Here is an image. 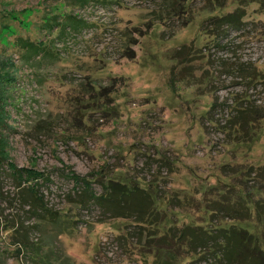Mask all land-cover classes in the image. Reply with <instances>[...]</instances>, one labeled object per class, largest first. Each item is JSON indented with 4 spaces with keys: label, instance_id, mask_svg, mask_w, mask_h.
I'll use <instances>...</instances> for the list:
<instances>
[{
    "label": "rangeland",
    "instance_id": "1",
    "mask_svg": "<svg viewBox=\"0 0 264 264\" xmlns=\"http://www.w3.org/2000/svg\"><path fill=\"white\" fill-rule=\"evenodd\" d=\"M73 3L0 0V264H33L38 242L54 264H153L127 235L130 219L70 201L80 188L72 173L152 191L166 224L262 235L243 213L264 197V0ZM236 10V25L220 20ZM66 14L77 29H61ZM18 35L54 40L57 55L27 63ZM7 162L43 173L38 194L75 228L58 234L39 220L33 182ZM176 263L218 261L181 250Z\"/></svg>",
    "mask_w": 264,
    "mask_h": 264
},
{
    "label": "trees",
    "instance_id": "2",
    "mask_svg": "<svg viewBox=\"0 0 264 264\" xmlns=\"http://www.w3.org/2000/svg\"><path fill=\"white\" fill-rule=\"evenodd\" d=\"M81 1L84 2V0H73V4H81ZM174 1L165 0L166 5H170V7ZM239 16L241 17L236 10L220 17V20L228 25H236L237 21L241 20ZM55 17L46 19H51L54 22ZM46 19L44 20L46 28L51 29L56 25L50 24L51 21L47 22ZM74 19L72 14H66L60 24L61 29L64 30L67 26H71L74 30L77 29L81 20L73 21ZM1 39L4 37L2 36ZM53 43L52 39L48 42H36L28 37L18 35L12 45L19 48V58L33 65L43 60L51 62L50 59L55 58L57 53ZM4 159L6 158L0 154V163ZM8 167L18 181L33 182L26 188L31 192V198L41 206L40 214H37L39 220H46L47 224L52 226V231L58 234L75 228L76 218L69 220L67 217H63L61 210L48 207L41 194H38V180L45 181L46 179L43 173L30 168H17L10 163ZM258 172H264V168ZM70 177L75 185L80 186L79 190L73 191L76 199L70 201L78 206H98L103 211L102 215L109 213L112 218L130 219L134 230L127 232V235H133L137 245L153 254V264H178L176 260L181 250L185 251V254L209 251L215 255L218 264H264V232L260 235L250 232L246 228L231 227L213 231L214 229L198 225L186 224L178 227L173 223L166 224V210L160 204V198H156L152 191H148L139 184L122 180L120 176L103 177L99 173L92 176H80L72 173ZM93 183H98L102 187L101 192H96ZM238 198L239 203L246 200L242 194L238 195ZM245 205L246 213L242 212L243 215L249 218L254 213L257 224L264 226V197L255 200L248 199ZM237 211L241 210L237 209ZM31 254L29 256L32 258L33 264H54L56 261V258L52 259V249L44 250L41 248L40 242L31 249ZM65 260L64 257V260L60 261L65 263Z\"/></svg>",
    "mask_w": 264,
    "mask_h": 264
}]
</instances>
